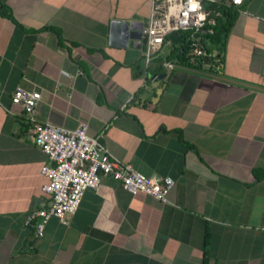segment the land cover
Masks as SVG:
<instances>
[{"label":"crops","instance_id":"1","mask_svg":"<svg viewBox=\"0 0 264 264\" xmlns=\"http://www.w3.org/2000/svg\"><path fill=\"white\" fill-rule=\"evenodd\" d=\"M153 3L0 0V264H264V0L235 6L195 64L172 39L150 59L139 30L123 42L114 20L143 29ZM20 86L42 92L40 121L86 120L122 160L172 176L169 201L103 175L39 236L27 218L51 205L52 161L12 103Z\"/></svg>","mask_w":264,"mask_h":264},{"label":"built area","instance_id":"2","mask_svg":"<svg viewBox=\"0 0 264 264\" xmlns=\"http://www.w3.org/2000/svg\"><path fill=\"white\" fill-rule=\"evenodd\" d=\"M242 3L243 0H154L151 16L141 32L148 59L172 42V33L180 34L178 45L186 33L189 43L187 57L190 63H198L207 55V42L216 32L223 8ZM212 4L215 7H211ZM166 65L174 67L172 62ZM41 99L40 90L22 86L12 95V103L26 113L28 135L52 161L41 169L48 178L43 190L51 195V205L38 209L27 218V223L36 217L41 218L37 224L39 236L44 234L52 216L66 220L67 215L75 213L85 191L98 188L103 175L110 176L132 194L145 192L164 202L169 201V193L175 185L172 176H149L122 160L105 145L102 135L89 133L86 120H81L75 128L40 121L38 108Z\"/></svg>","mask_w":264,"mask_h":264},{"label":"trees","instance_id":"3","mask_svg":"<svg viewBox=\"0 0 264 264\" xmlns=\"http://www.w3.org/2000/svg\"><path fill=\"white\" fill-rule=\"evenodd\" d=\"M210 6L215 7L214 4ZM223 9H224L223 17L219 19V23L216 27L215 34L211 35V37L213 36L212 38L213 42L219 44L221 43L222 39H224V36L228 35L237 16V10L235 6L224 7ZM53 29L60 31L58 30V28H53ZM188 49H189V43L186 41V33H183V37H181V39L179 40V45L177 46V48H175L176 51L174 50V53H176L175 56H177L180 61H185V60L189 61L187 57ZM208 53H214V49H212L209 41L207 42V49H206V54Z\"/></svg>","mask_w":264,"mask_h":264},{"label":"water","instance_id":"4","mask_svg":"<svg viewBox=\"0 0 264 264\" xmlns=\"http://www.w3.org/2000/svg\"><path fill=\"white\" fill-rule=\"evenodd\" d=\"M120 20H114L113 24L114 26H118V28L120 27V30L123 31V34H122V37H123V42H128L129 40L128 39H131V38H135L136 35V31H140L141 33V30H142V26L140 29H138V26L135 25V24H130L128 21H121L119 22ZM119 32L117 31H114V35H119L118 34ZM180 37V34L179 33H172L170 35V38L173 40L174 43H177L178 42V39ZM263 73H264V67H263Z\"/></svg>","mask_w":264,"mask_h":264},{"label":"rangeland","instance_id":"5","mask_svg":"<svg viewBox=\"0 0 264 264\" xmlns=\"http://www.w3.org/2000/svg\"><path fill=\"white\" fill-rule=\"evenodd\" d=\"M168 52H170V50L169 49H163V50H160V51H158L157 52V55H159V56H161V55H166V53H168Z\"/></svg>","mask_w":264,"mask_h":264}]
</instances>
